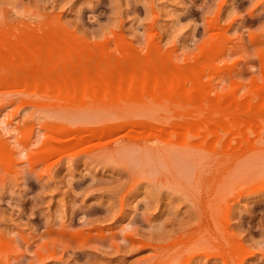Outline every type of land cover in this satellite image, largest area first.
Returning a JSON list of instances; mask_svg holds the SVG:
<instances>
[{"label":"rangeland","instance_id":"obj_1","mask_svg":"<svg viewBox=\"0 0 264 264\" xmlns=\"http://www.w3.org/2000/svg\"><path fill=\"white\" fill-rule=\"evenodd\" d=\"M0 264H264V0H0Z\"/></svg>","mask_w":264,"mask_h":264}]
</instances>
